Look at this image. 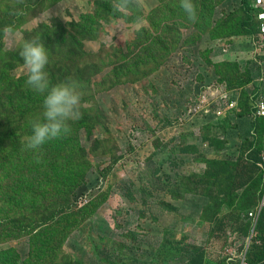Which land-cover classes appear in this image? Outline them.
Listing matches in <instances>:
<instances>
[{"label": "rangeland", "instance_id": "1", "mask_svg": "<svg viewBox=\"0 0 264 264\" xmlns=\"http://www.w3.org/2000/svg\"><path fill=\"white\" fill-rule=\"evenodd\" d=\"M168 1L173 12L145 0L121 16L112 0H0V141L2 131L23 130L20 108L34 119L42 114L43 94L22 74L21 37L43 26L60 43L49 52L52 82L66 72L81 93L68 135L34 155L12 151V169L26 158V169L42 179L41 201L48 182L54 194L61 181L80 179L68 192L71 204L46 221L49 233L32 237L40 224L19 229L50 205L15 212L19 198H0V264H236L245 253L264 264V177L248 164L260 157L264 132L251 105L264 83L261 50L255 35L223 29L246 17L242 6L252 14L253 2L194 0L193 22ZM21 4L23 22L15 15ZM136 16L143 19L132 21ZM159 41L168 44L164 51ZM90 76L97 86L85 80ZM219 85L239 91L238 107L220 117L195 112L204 87ZM0 180L6 184L1 173ZM70 220L78 223L67 235Z\"/></svg>", "mask_w": 264, "mask_h": 264}, {"label": "trees", "instance_id": "2", "mask_svg": "<svg viewBox=\"0 0 264 264\" xmlns=\"http://www.w3.org/2000/svg\"><path fill=\"white\" fill-rule=\"evenodd\" d=\"M163 1V2H162ZM162 2V9L165 8L166 13L168 12H173L172 8L173 6L169 3L168 0H161ZM180 3V0H176V3ZM25 8L26 5H22L21 4V9H20V14L16 13L15 15H17V19L23 22V18H24V12H25ZM243 10L245 9L246 12V17H242L240 20H238L236 25H224L223 29L227 30L226 35H255L257 32V23L254 20L253 17V13L251 14L248 10H249V5L242 6ZM108 13H111V9L108 8L107 10ZM253 12V11H252ZM181 16L183 15V13H180ZM151 17L153 18V20L158 24L162 23V20L156 13L154 14H150ZM3 20V23H5V19H0ZM135 20V18L132 19V21ZM2 23V24H3ZM166 23L163 22L161 28L164 30V32L166 31ZM154 26V25H153ZM155 28H157L156 26H154ZM5 27L0 25V35H2L3 33V29ZM43 26L41 27V29L36 30L32 36H38L43 42L46 48H48L49 52H53L54 46L55 44L57 46H60V43H55L53 40H51L48 37V33L43 32ZM158 30V29H157ZM146 33L147 30L146 29H141V31H139L138 34L140 33ZM137 34V35H138ZM1 38V36H0ZM162 39V38H161ZM159 44L160 49L162 51H164V47L166 44V42L163 41H159L157 42V45ZM143 49L147 50L148 47L144 46ZM159 49V48H158ZM153 54H151L152 56ZM87 57V56H85ZM156 57V56H154ZM65 77H69L67 75L66 72H64ZM85 80L88 81L89 85L91 86H97L98 84L96 83L97 80L93 79L91 76L86 78ZM81 81V80H80ZM4 86H3V82L0 78V93L2 92ZM40 102H43V100H39ZM2 107H5V104H1ZM15 107V106H14ZM20 112H22L21 114L26 115V116H21L24 122L23 125V130H21V133L18 134L16 130H7V131H2V132H6V136L3 140L0 141V173L3 176V180L6 182V184H3L2 181L0 180V198H4V199H8V201L11 199L12 202L16 199L19 198L18 201L23 202L20 206L15 208V212H20L19 210L25 209L27 208V206H35L38 207V205H43V208L46 205H50L49 210H44L42 211L43 213H45L44 216H42L41 218H39L38 220H34L32 222H30V224H25L24 228H20V231H33L34 227H36L38 224H40L41 226L37 228V232L35 234H33L32 237H36V236H45L47 233L50 232L49 228L46 225V221L48 219H50L52 216L59 214V211L61 210H68V206L67 203L71 204V201L68 200V192L71 190H74L77 185L80 182V179L77 178H70L69 180H65V181H61L60 182V186L57 187L56 189V193L51 194V184L50 182L47 183V187H46V192H45V197L43 198V200L41 201L38 198V193H37V189L40 187V185L42 184V179H36L35 177H33L31 174L34 171H28L26 169V158L25 160V164L24 162L21 160V158H17V168L16 169H12L13 167V163H12V151L13 150H19V153H22L24 156L30 152V155H34L35 151L33 150H26V144H25V140L20 143L19 145H17V143H19V138H22V136L26 137V139L29 138V136L31 135V127H30V122L34 120L33 118V114L34 113H30L29 112H24L25 109L24 108H20L19 109ZM29 119V121H28ZM259 122H261L263 124V128H264V118H260L258 119ZM10 124V123H9ZM264 130V129H263ZM1 133V132H0ZM12 136V137H11ZM264 152V132H263V137H262V142L260 144V155ZM250 162H248V164L252 163L253 167H261L262 169V174L264 177V168L261 166V156H258V159H251L249 160ZM40 165V164H39ZM39 168V166H38ZM246 172L248 173L249 170L247 169ZM21 183L20 186H18L17 184ZM260 183V181H259ZM10 204V203H9ZM79 209V208H78ZM88 207L84 206L81 207L79 210L83 213H85L87 211ZM263 210V209H262ZM65 217V216H64ZM66 218V217H65ZM78 223V222H77ZM77 223L75 225H77ZM75 225H73L72 220H70L69 224L66 226V228H68L66 234L68 235L70 233V231L75 227ZM39 234V235H38ZM37 247L36 246L34 248V255L38 256L40 258H43V254L37 251ZM262 255H264V246H263V251L261 252ZM258 256V255H257ZM255 257V259L249 260L251 262V264H254V261H260V257Z\"/></svg>", "mask_w": 264, "mask_h": 264}, {"label": "clouds", "instance_id": "3", "mask_svg": "<svg viewBox=\"0 0 264 264\" xmlns=\"http://www.w3.org/2000/svg\"><path fill=\"white\" fill-rule=\"evenodd\" d=\"M145 0H112V8L115 13L126 16L135 9L144 6ZM180 8L186 17L195 22L197 19V5L194 0H180ZM141 16H136L135 21L140 22ZM10 32L11 29H8ZM23 39L19 50L22 58V74L25 83L34 92L43 94L42 114L39 118L30 121L31 135L28 138L26 148L38 151L48 141L55 140L71 132L68 121L78 111L81 103L79 84L71 77L53 83L47 70L49 65V50L44 42L34 36Z\"/></svg>", "mask_w": 264, "mask_h": 264}, {"label": "built area", "instance_id": "4", "mask_svg": "<svg viewBox=\"0 0 264 264\" xmlns=\"http://www.w3.org/2000/svg\"><path fill=\"white\" fill-rule=\"evenodd\" d=\"M253 2V17L257 23V32L255 34L256 38L259 41L260 45V58L262 63V71L263 78L261 77V81L264 82V0H252ZM264 83H262L261 87L258 91L253 95L252 102L254 100V104L252 105L253 119L264 118ZM257 86H259L257 84ZM240 97L239 91L228 90L225 86L219 85L214 90L212 86H206L202 90L201 95V104L199 108L194 109L195 112H204L206 114L214 115L215 117H220L226 115L228 112H232L238 107V100ZM199 101L197 100L193 103V105H198ZM261 156V166L264 168V152ZM260 210L262 207H259ZM250 218H254V211L249 213ZM236 264H251V262L246 257V253L239 255L235 260Z\"/></svg>", "mask_w": 264, "mask_h": 264}]
</instances>
